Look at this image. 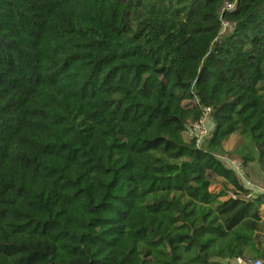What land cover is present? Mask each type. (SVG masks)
Wrapping results in <instances>:
<instances>
[{"label":"trees","instance_id":"16d2710c","mask_svg":"<svg viewBox=\"0 0 264 264\" xmlns=\"http://www.w3.org/2000/svg\"><path fill=\"white\" fill-rule=\"evenodd\" d=\"M224 160L264 171V0H0V264H264Z\"/></svg>","mask_w":264,"mask_h":264},{"label":"rangeland","instance_id":"374dc122","mask_svg":"<svg viewBox=\"0 0 264 264\" xmlns=\"http://www.w3.org/2000/svg\"><path fill=\"white\" fill-rule=\"evenodd\" d=\"M231 31V28L228 24L224 25L222 34L227 35ZM184 138L188 140V138L184 135ZM242 142V139L238 135H233L229 138V140L225 143V149L227 151L235 150ZM226 165L233 169L239 179L246 184L254 194L263 195L264 196V171L258 165H251L246 170L241 168V166L232 160H224ZM262 238L261 244L264 245V208L262 214ZM250 259V258H248ZM223 264H232L231 262H225Z\"/></svg>","mask_w":264,"mask_h":264},{"label":"built area","instance_id":"2783aa9c","mask_svg":"<svg viewBox=\"0 0 264 264\" xmlns=\"http://www.w3.org/2000/svg\"><path fill=\"white\" fill-rule=\"evenodd\" d=\"M229 10L233 7L227 5ZM211 110L205 109L204 115L202 118L196 123H190L186 129L184 135L188 138V141H195L197 146L200 147L202 142L210 135L211 132ZM235 264H263L261 260L257 261H244L243 259H238L235 261Z\"/></svg>","mask_w":264,"mask_h":264}]
</instances>
